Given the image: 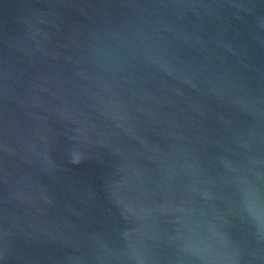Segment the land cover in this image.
<instances>
[{
    "label": "water",
    "instance_id": "95a60500",
    "mask_svg": "<svg viewBox=\"0 0 264 264\" xmlns=\"http://www.w3.org/2000/svg\"><path fill=\"white\" fill-rule=\"evenodd\" d=\"M0 264H264V0H0Z\"/></svg>",
    "mask_w": 264,
    "mask_h": 264
}]
</instances>
